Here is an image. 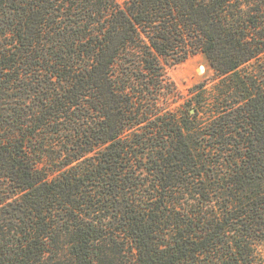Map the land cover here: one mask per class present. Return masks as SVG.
<instances>
[{"label":"trees","instance_id":"1","mask_svg":"<svg viewBox=\"0 0 264 264\" xmlns=\"http://www.w3.org/2000/svg\"><path fill=\"white\" fill-rule=\"evenodd\" d=\"M195 55L214 81L182 101L169 68ZM262 243L264 0H0V264Z\"/></svg>","mask_w":264,"mask_h":264},{"label":"rangeland","instance_id":"2","mask_svg":"<svg viewBox=\"0 0 264 264\" xmlns=\"http://www.w3.org/2000/svg\"><path fill=\"white\" fill-rule=\"evenodd\" d=\"M169 74L182 92L184 97L182 101L191 99L192 87L205 81L211 85L214 81V72L203 55H195L169 68ZM259 252L264 256V243L259 246Z\"/></svg>","mask_w":264,"mask_h":264}]
</instances>
